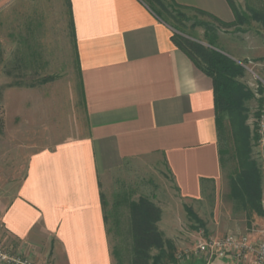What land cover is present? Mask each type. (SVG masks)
Listing matches in <instances>:
<instances>
[{
  "label": "crops",
  "instance_id": "obj_1",
  "mask_svg": "<svg viewBox=\"0 0 264 264\" xmlns=\"http://www.w3.org/2000/svg\"><path fill=\"white\" fill-rule=\"evenodd\" d=\"M42 1L0 0V116L40 124L59 90L74 135L29 156L14 196L0 201V245L39 264H113L102 194L110 173L157 156L181 200L218 196L212 81L144 0H57L56 21ZM167 1L234 22L233 0ZM243 1L264 10V0Z\"/></svg>",
  "mask_w": 264,
  "mask_h": 264
},
{
  "label": "rangeland",
  "instance_id": "obj_2",
  "mask_svg": "<svg viewBox=\"0 0 264 264\" xmlns=\"http://www.w3.org/2000/svg\"><path fill=\"white\" fill-rule=\"evenodd\" d=\"M144 2L160 13L163 20L172 28L174 35L210 48L207 36L209 41L214 42L217 50L245 69V75L240 81L252 93V98L244 102L246 111L244 126L249 130L251 159L261 174L262 185L264 170L261 168V160L264 148L255 141L258 122L255 115H258L261 109V102L264 103V26L250 20L245 25L223 27L194 11L177 9L167 0H157L152 4L149 0ZM233 2L237 10L247 16L249 11L261 10L257 3L252 4L243 0H233ZM59 4L57 0H43L36 6L45 12L54 13L52 18H57V13L60 11ZM69 71L70 69H56L55 74L67 76ZM66 87H68L67 83ZM56 92L54 113L49 118L43 117V122L40 124L30 123L28 117L5 116L4 112L0 116V201L2 203L8 202L14 196L32 153L44 150L45 147L41 145L58 143L74 135L71 131V128H74V118L70 115L72 110L62 108L59 90ZM37 128L40 130L37 131ZM232 142L228 132L220 142L222 186L218 196L207 194L199 202H187L179 198L166 168L157 156L128 162L102 180L113 264H133L134 241L128 208L131 202L138 203L145 200L158 209L161 221L156 224L157 230L164 240L172 243L177 261L174 264H212V262L207 263L204 258L191 255L194 243L201 236L217 238L230 232L248 234L264 226V220L257 217L246 220L244 213L239 211L229 199L230 185L236 177ZM188 210L200 219L201 225L190 219ZM157 253L156 250H152L150 255Z\"/></svg>",
  "mask_w": 264,
  "mask_h": 264
},
{
  "label": "trees",
  "instance_id": "obj_3",
  "mask_svg": "<svg viewBox=\"0 0 264 264\" xmlns=\"http://www.w3.org/2000/svg\"><path fill=\"white\" fill-rule=\"evenodd\" d=\"M152 4L157 0H149ZM234 22L225 24L215 17L193 10L199 15L212 19L223 27H235L248 24L249 21L261 23L264 26V11H249V16L237 10L231 4ZM156 14L160 13L156 11ZM210 48L200 46L190 40L178 36H172L174 45L183 51L196 67L211 79L214 93L216 128L220 142L227 132L233 141V149L236 161V177L232 181L230 198L235 207L244 213L246 220L253 217L262 218L264 213L261 208V174L256 164L251 159V146L249 130L244 126L245 108L244 102L252 98V93L241 83L245 75V69L217 50L213 41H209ZM264 103L261 102L262 109ZM261 109L255 118H260ZM257 119V120H258ZM256 143L259 137L256 129ZM129 215L132 225V237L134 241L133 264H174L176 263L175 249L172 243L164 240L157 230L156 224L160 220V212L152 207L149 202L141 200L138 203H129ZM190 219L201 225L200 219L188 210ZM158 253L151 256L150 252Z\"/></svg>",
  "mask_w": 264,
  "mask_h": 264
},
{
  "label": "built area",
  "instance_id": "obj_4",
  "mask_svg": "<svg viewBox=\"0 0 264 264\" xmlns=\"http://www.w3.org/2000/svg\"><path fill=\"white\" fill-rule=\"evenodd\" d=\"M257 134L258 145L264 148V105L257 122ZM261 168L264 170V154H262ZM261 208L264 211V191L261 197ZM191 255L204 258L207 263L216 259H228L232 264H264V226L248 234L230 232L217 238L201 236L194 243ZM0 264L39 263L30 254H23L12 246L0 245Z\"/></svg>",
  "mask_w": 264,
  "mask_h": 264
}]
</instances>
